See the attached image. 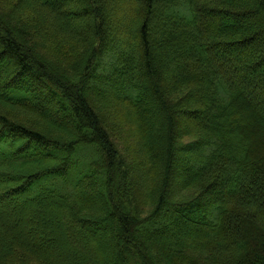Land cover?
Here are the masks:
<instances>
[{"label": "trees", "instance_id": "obj_1", "mask_svg": "<svg viewBox=\"0 0 264 264\" xmlns=\"http://www.w3.org/2000/svg\"><path fill=\"white\" fill-rule=\"evenodd\" d=\"M0 264H264V0H0Z\"/></svg>", "mask_w": 264, "mask_h": 264}, {"label": "rangeland", "instance_id": "obj_2", "mask_svg": "<svg viewBox=\"0 0 264 264\" xmlns=\"http://www.w3.org/2000/svg\"><path fill=\"white\" fill-rule=\"evenodd\" d=\"M4 5H5V4H4ZM4 5H3V6H4Z\"/></svg>", "mask_w": 264, "mask_h": 264}]
</instances>
